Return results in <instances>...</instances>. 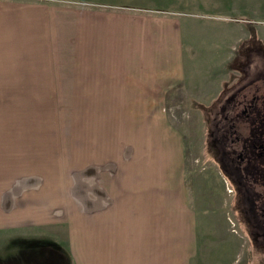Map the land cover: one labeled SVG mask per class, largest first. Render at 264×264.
Returning a JSON list of instances; mask_svg holds the SVG:
<instances>
[{
    "label": "rangeland",
    "instance_id": "1",
    "mask_svg": "<svg viewBox=\"0 0 264 264\" xmlns=\"http://www.w3.org/2000/svg\"><path fill=\"white\" fill-rule=\"evenodd\" d=\"M16 1L3 2L12 5ZM194 2L197 6L189 10L181 29L184 63L204 73L198 80L201 84L211 81L223 88L232 81L229 69L235 68L222 64V55L237 51L242 39L243 51L250 36L264 40V0ZM17 3L22 9L10 6L3 10L0 34V55L5 56L0 58V86L4 87L0 89V141L12 145L9 151L18 155L19 175L15 176L32 173L36 184L58 186L52 199L42 196L43 188L35 191L34 201L56 207V214L68 215L69 210L58 209L60 200L53 198L67 192L69 203L79 205L82 197L75 191L77 178L92 162L102 163L106 156L111 157L106 162L110 163V159L123 161L131 153L139 157L151 154L157 167L165 161L179 169L177 180L182 183L181 203L174 196L168 200L162 196L158 241L164 263L179 264L187 259V264H264V248L251 244L248 234L235 231L232 187L225 186L209 160L205 114L211 100L193 96L187 91L192 85L186 84L187 89L177 95L168 90L170 98L159 100L164 104L120 105L124 100L113 97L115 79L107 83L91 77L93 66L103 64L100 58H90L91 21L89 15L85 17L89 4L58 0ZM22 65H32L36 72L20 73ZM116 67L117 63L113 71ZM15 69L19 74L7 73ZM17 79L22 84L16 83ZM15 85L28 87L11 88ZM196 101L206 104L197 105ZM172 180H176L174 176ZM167 181L170 190L173 184ZM84 221L88 225L52 220L12 232L1 230L0 264H66L64 256L58 255L64 249L70 259L74 255L90 258L94 235L89 218ZM41 239L47 244H38ZM140 240L147 239L143 236ZM53 245L51 251L45 248Z\"/></svg>",
    "mask_w": 264,
    "mask_h": 264
},
{
    "label": "crops",
    "instance_id": "2",
    "mask_svg": "<svg viewBox=\"0 0 264 264\" xmlns=\"http://www.w3.org/2000/svg\"><path fill=\"white\" fill-rule=\"evenodd\" d=\"M3 1L0 0V34L3 10L10 6L11 9H22L17 3L21 0L12 5ZM58 1L89 4V8H85V17L89 15L91 21L93 50L90 58L91 61L100 58V63L103 64L100 68L92 65L94 69L91 70V77H96L97 82L100 78L107 83L115 79L117 83L112 89L115 90L113 97L124 100L120 105L158 104L159 100L170 98L166 95L168 90H174L173 95H177L180 90L187 89L186 84L192 85L187 89L188 92H193V96L204 95V98L211 100L210 104L222 95L223 88L211 84L210 72L206 74L210 83L201 84L198 80L205 76L204 73L189 69L184 63L186 54L181 29L189 10L197 6L194 0ZM224 17L234 19L231 16ZM237 54L235 49L224 53L222 64H230L233 68ZM4 57L0 55L1 59ZM29 58L32 56L29 55ZM115 63L118 67L113 71ZM21 68L20 73L36 72L32 65ZM15 72L16 69L7 73ZM16 73L19 74V71ZM93 80L92 83H95ZM16 83L22 84L18 79ZM2 88L4 87L1 85L0 89ZM111 95L107 94V97ZM195 104L206 103L196 101ZM9 148L12 145L4 146L3 141H0V231L12 232L17 231L18 227L47 225L52 220L68 222L71 226L81 223L88 225L84 221L87 217L94 235L90 241L91 256L77 258L74 255L69 259V264H166L160 256L162 245L158 241L159 228H162V196L165 200L174 196L182 202L179 195L182 183L177 180L179 169H172L165 161L157 167L151 161V154L139 157L136 153H131L123 161L115 162L110 159V163L106 162L111 157L106 156L102 163L92 162L90 168L85 169L86 173L82 172L77 178L78 187H75V191L78 189L77 193L82 197L79 205L69 203L70 196L67 192L61 197L57 195L53 198L60 200L57 201L61 203L58 209L69 210L68 215H61L56 214V207L51 208L50 204L42 203L41 200L39 203L34 201L35 191L43 188L42 196L52 199L51 194L58 186L50 187L48 182L47 185H38L32 173L21 178L15 176L19 172L18 155L9 151ZM173 176L176 180H172ZM168 179L173 184L169 185L170 190L167 188ZM63 188L64 185L60 190ZM186 193L187 188L183 195ZM36 205H40L37 211ZM143 236L146 241L140 240ZM179 264H187V259H181Z\"/></svg>",
    "mask_w": 264,
    "mask_h": 264
},
{
    "label": "flooded vegetation",
    "instance_id": "3",
    "mask_svg": "<svg viewBox=\"0 0 264 264\" xmlns=\"http://www.w3.org/2000/svg\"><path fill=\"white\" fill-rule=\"evenodd\" d=\"M249 39L243 51V39L237 47L232 81L207 107L206 144L222 182L232 187L235 231L264 248V40Z\"/></svg>",
    "mask_w": 264,
    "mask_h": 264
},
{
    "label": "trees",
    "instance_id": "4",
    "mask_svg": "<svg viewBox=\"0 0 264 264\" xmlns=\"http://www.w3.org/2000/svg\"><path fill=\"white\" fill-rule=\"evenodd\" d=\"M47 242H48V241H44V239H41V240L38 241V244L46 245ZM53 246H54V245H53ZM45 248L48 249L49 251H51V249L55 248V246H54V247H52V246H50V247H49V246H45ZM45 248H44V249H45ZM62 248H63V247H62ZM58 249H61V248H58ZM58 255H59V257H60V256H64L65 261H66V264H69L70 256H69L68 253H66V250H64V252H60Z\"/></svg>",
    "mask_w": 264,
    "mask_h": 264
}]
</instances>
